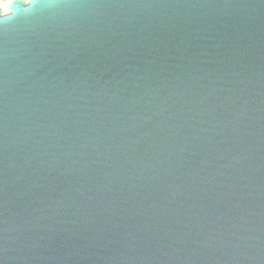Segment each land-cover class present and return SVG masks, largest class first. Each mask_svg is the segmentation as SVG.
<instances>
[{
    "label": "water",
    "instance_id": "95a60500",
    "mask_svg": "<svg viewBox=\"0 0 264 264\" xmlns=\"http://www.w3.org/2000/svg\"><path fill=\"white\" fill-rule=\"evenodd\" d=\"M0 264H264V0L0 5Z\"/></svg>",
    "mask_w": 264,
    "mask_h": 264
},
{
    "label": "clouds",
    "instance_id": "9594fccd",
    "mask_svg": "<svg viewBox=\"0 0 264 264\" xmlns=\"http://www.w3.org/2000/svg\"><path fill=\"white\" fill-rule=\"evenodd\" d=\"M10 4L11 0H0V5H2L5 9H8Z\"/></svg>",
    "mask_w": 264,
    "mask_h": 264
}]
</instances>
